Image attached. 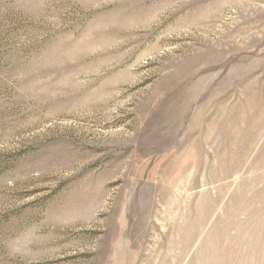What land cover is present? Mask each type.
I'll return each mask as SVG.
<instances>
[{
  "label": "rangeland",
  "instance_id": "obj_1",
  "mask_svg": "<svg viewBox=\"0 0 264 264\" xmlns=\"http://www.w3.org/2000/svg\"><path fill=\"white\" fill-rule=\"evenodd\" d=\"M0 264H264V0H0Z\"/></svg>",
  "mask_w": 264,
  "mask_h": 264
}]
</instances>
